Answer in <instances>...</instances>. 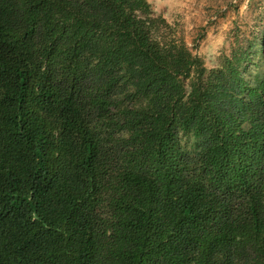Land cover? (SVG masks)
I'll return each mask as SVG.
<instances>
[{"label":"trees","instance_id":"trees-1","mask_svg":"<svg viewBox=\"0 0 264 264\" xmlns=\"http://www.w3.org/2000/svg\"><path fill=\"white\" fill-rule=\"evenodd\" d=\"M160 29L0 0V264H264V75Z\"/></svg>","mask_w":264,"mask_h":264},{"label":"rangeland","instance_id":"rangeland-1","mask_svg":"<svg viewBox=\"0 0 264 264\" xmlns=\"http://www.w3.org/2000/svg\"><path fill=\"white\" fill-rule=\"evenodd\" d=\"M147 2L161 24L157 40L182 41L207 71L229 59L250 79L264 75V0ZM241 51L247 57L234 60Z\"/></svg>","mask_w":264,"mask_h":264}]
</instances>
